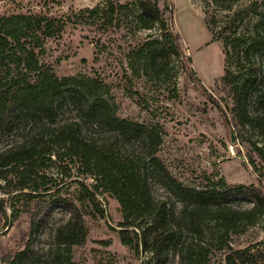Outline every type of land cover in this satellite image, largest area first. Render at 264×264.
<instances>
[{
  "label": "rangeland",
  "instance_id": "rangeland-1",
  "mask_svg": "<svg viewBox=\"0 0 264 264\" xmlns=\"http://www.w3.org/2000/svg\"><path fill=\"white\" fill-rule=\"evenodd\" d=\"M119 1L123 5L117 6L115 15L92 16L87 8L102 9L109 1L0 0V15L35 12L62 19L65 25L62 31L61 22L56 25V34L48 40V53L43 60L51 63L60 77L102 76L103 81L96 83L98 91L109 98L118 115L138 120L156 131L162 138L158 155L177 178L198 186L205 174H220L231 185L255 184L264 192V157L254 146L256 142L264 152V135L248 125L236 124L231 100L221 83L225 74L246 77L254 65L260 87L264 88V39L257 40L250 49L251 63L245 57L247 48L256 42V32L264 37V0H160L163 8L168 6L174 11L173 27L181 35L186 56L183 59L172 53L169 69L161 74L152 65L147 48H143L148 40L161 39V31L139 25L136 0H115ZM238 10L249 12H243V21L233 37L245 40L231 42L226 53L221 31ZM214 32L220 34L219 39H213ZM224 32L228 35L231 28ZM187 57L192 60L187 61ZM253 95L248 98L249 108L258 111L261 107ZM233 135L236 143L232 141ZM4 143L0 140V144ZM136 145L137 154H146H141V144ZM64 162L70 164L63 168L64 174L58 175L60 167L56 165L47 174L59 176L52 187L81 210L86 241L71 249L56 245L55 230L70 216L69 208L62 204L33 237L32 250L20 264H145L150 253H138L122 242L120 224L124 215L118 200L103 190L94 194L93 187L84 189L75 181L84 177L79 176L71 159ZM0 183L5 185L3 180ZM154 190L159 197L173 198L158 177ZM18 194L7 193L0 187V200L10 214L7 217L0 212V264H7V258L24 248L30 238L28 210L33 200L28 194ZM233 203L239 209L252 204L249 199H236ZM205 225L201 241L203 264H228V244L235 249L250 247L260 264H264V216L255 223L239 224L227 244L217 241L222 234L218 225ZM169 264H180L179 258H173Z\"/></svg>",
  "mask_w": 264,
  "mask_h": 264
},
{
  "label": "trees",
  "instance_id": "trees-1",
  "mask_svg": "<svg viewBox=\"0 0 264 264\" xmlns=\"http://www.w3.org/2000/svg\"><path fill=\"white\" fill-rule=\"evenodd\" d=\"M108 1L105 8L86 11L92 16H113L117 6L123 4ZM136 2L139 25L161 31V39L148 40L143 47L161 74L169 69L172 53L186 57L181 35L173 27L174 11L168 6L163 8L160 0ZM243 12L249 10L234 12L230 24L221 31L226 53L231 42L241 40L233 35L243 21ZM59 21L62 31L65 22L54 16L35 12L0 15V140L5 141L0 144V180L5 185L0 183V187L10 194H28L33 200L28 210L30 238L24 248L7 258V264H20L30 254L33 237L62 204L69 208L70 216L55 230L56 245L71 249L85 243L87 230L81 210L52 187L60 173L64 174L63 168H69L70 164H64L68 157L79 176L84 177L75 180L84 189L93 187L94 194L103 190L118 200L124 215L120 224L122 242L138 253H150L145 264H169L176 257L180 264H203L201 241L206 222L219 226L222 234L217 241L227 244L239 224L255 223L264 216V192L255 184L234 186L218 173L219 176L205 174L198 186L177 178L158 155L162 138L156 131L138 120L118 115L109 98L98 91L96 83L103 81L102 76H58L54 66L43 59ZM228 28L231 32L224 35ZM219 35L214 32L213 39H219ZM263 39L262 33L256 32V42L245 53L249 63L250 49ZM97 45L101 48L100 42ZM249 69L242 78L225 74L221 83L231 100L236 124L248 125L264 135V88L260 87L254 65ZM191 74L196 77L194 70ZM252 93L261 107L258 111L249 108ZM137 143L143 148L141 154L146 152L143 156L136 153ZM254 146L264 157L256 142ZM250 162L257 168L253 157ZM55 165L60 167L58 178L47 174ZM155 177L173 193L172 199L155 194ZM236 199H249L252 204L239 209L233 203ZM0 212L10 216L2 200ZM228 247V264H260L250 247Z\"/></svg>",
  "mask_w": 264,
  "mask_h": 264
},
{
  "label": "water",
  "instance_id": "water-1",
  "mask_svg": "<svg viewBox=\"0 0 264 264\" xmlns=\"http://www.w3.org/2000/svg\"><path fill=\"white\" fill-rule=\"evenodd\" d=\"M235 141L234 135H233V142Z\"/></svg>",
  "mask_w": 264,
  "mask_h": 264
}]
</instances>
